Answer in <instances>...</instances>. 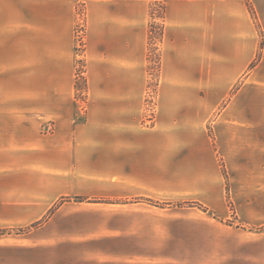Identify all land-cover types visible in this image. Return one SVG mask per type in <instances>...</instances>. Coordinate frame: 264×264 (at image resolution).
<instances>
[{
  "label": "crops",
  "instance_id": "obj_1",
  "mask_svg": "<svg viewBox=\"0 0 264 264\" xmlns=\"http://www.w3.org/2000/svg\"><path fill=\"white\" fill-rule=\"evenodd\" d=\"M80 3L82 54L76 51ZM155 23L161 36L150 116L145 101ZM78 73L86 83L84 102ZM263 79L264 0H0V264L49 252L39 245L41 236L74 238L64 229L50 233L54 221L84 222L86 211L117 223L133 219L126 211L139 203L56 204L70 195L74 180L76 196L86 182L110 190L141 183L153 189L148 179L169 183L175 196L190 190L196 201L220 210L223 167L230 191L237 189L235 202L246 206L242 220L255 214L264 189L256 187L259 179L242 176L264 174ZM51 211L27 240L9 233ZM109 231L116 245L108 252L125 256L103 264H134L127 255L156 254L145 250V241L165 254H211L217 247L209 241L219 236L160 232L157 241L144 236L141 250H133L123 240H134L133 232L118 225ZM244 243L252 244L249 251L242 245L231 257L222 250L219 264H264V238Z\"/></svg>",
  "mask_w": 264,
  "mask_h": 264
},
{
  "label": "rangeland",
  "instance_id": "obj_2",
  "mask_svg": "<svg viewBox=\"0 0 264 264\" xmlns=\"http://www.w3.org/2000/svg\"><path fill=\"white\" fill-rule=\"evenodd\" d=\"M157 14L161 16L160 6H156ZM78 18H82L83 13V5L80 3L77 9ZM80 21L76 27V36L77 32L82 31L84 33V28L79 27ZM158 33H160V24L155 23L153 29L152 40L150 42V82L148 92L146 93V105L149 110V115L153 116V109L156 107V86L158 81V61H159V53H158ZM76 38V43H77ZM84 45V44H83ZM83 45L80 47L76 44L77 53H81L83 51ZM81 69V68H80ZM82 70V69H81ZM82 82V81H81ZM264 82V79L263 81ZM83 86L78 93V100L84 102L86 100V94L84 88V82H82ZM263 86V85H262ZM264 88V87H263ZM264 90V89H263ZM262 96V101H264V93ZM151 119V118H150ZM222 176L225 181V201L222 204V209H216L215 207H211L204 205L203 203L196 201L194 192L190 190H181L185 195L175 196V191L171 184L161 183V182H152L149 179L145 182L146 186L154 187L153 189H143L140 185H144L141 183L137 185L136 189H127L121 190L118 187L112 188L105 186L103 184L95 185L92 182H86L83 189L79 191V196L72 195L71 193L76 192L77 184L74 180L70 182L69 185V193L70 195L64 197L62 200H58V203L63 202H86V203H104V202H126L135 203L139 205L132 206L133 208L127 210L126 213L133 214V219L128 220L125 218L124 222L117 223L113 220L107 221L104 219H99L98 216L86 211L85 219L78 222H61L60 220L54 221L52 226V232L60 231L62 229L66 231H70L74 234L73 237L65 236V237H54L52 235L49 236H41L39 245L45 250H49L45 254H32L30 253H22L17 255L18 260L16 264H94V263H107L113 262L111 261L116 256H125V255H115L111 254L108 251L111 247H114L116 244L113 241L114 238L112 232L109 231V228L114 227L116 225L120 226L122 229H127L133 232L130 243L124 240L125 245H130L133 250H141V238L147 236V240L152 238L153 242L158 240V235L160 232H168V231H176V230H199V231H216L219 236H213L209 241V238L206 240L209 242H214L217 247V251L211 247L209 252L211 254H207L205 252H197V254H165L161 251L155 249V247H151L152 244H146V251L149 253L155 252L156 254H144V260L140 257V254L134 253L131 257V261L134 264H156V262L162 264H172L179 260L180 264H219L220 256L222 250H226L231 257H237L238 252H241L240 248L244 241L250 239H257L258 237L264 238V191H260V196L256 199V206L252 207L251 211L255 214H251L247 216V219L242 220V216L240 215V210L242 213V209L246 211V206H243L242 209L238 206V203L235 202V194H237V189H231L229 182H227L228 176L224 168H221ZM191 175L189 178H192ZM152 177V175H150ZM244 179H248L249 181H255L259 179L256 187H262L264 189V174L260 175H243ZM187 178V176H186ZM252 178V180H251ZM150 181V182H149ZM131 185H136L135 183ZM151 185H157L151 186ZM83 186V184L81 185ZM101 186V187H100ZM190 188V187H189ZM241 188V187H239ZM238 188V190H239ZM102 189V190H100ZM188 189V188H187ZM236 190V191H235ZM97 193H101L104 195L100 196ZM144 196H136L143 195ZM108 196V197H106ZM56 204L54 207H56ZM59 206V205H58ZM73 206V212H76ZM54 211L47 213L41 221L27 224L21 223L18 228H14L9 233H15L16 235H20L22 239H26L28 237V233L36 228L39 225L44 224V221L49 217ZM67 213H72L69 210ZM103 217V216H101ZM131 217V216H130ZM250 221V222H249ZM251 221L253 223H251ZM82 226V230L80 227ZM6 230H4L5 233ZM3 232V231H0ZM71 234L69 232H66ZM210 235V234H209ZM229 235V237H227ZM76 236V237H75ZM69 237V238H67ZM72 238V239H70ZM72 240V241H71ZM167 242V239L165 238ZM150 242V241H149ZM222 242L225 244V248L221 249ZM250 245H245V251ZM264 246V243L261 244ZM214 246V245H213ZM63 247V248H61ZM100 247H102V252H100ZM239 248V249H237ZM65 250L64 253L61 250ZM70 249L75 251L76 257L72 258V254L70 253ZM164 249H167L166 247ZM221 249V250H220ZM188 250V249H186ZM215 251V253H213ZM212 253L217 257L215 259ZM223 254H226L223 252ZM138 256V257H137ZM244 256V255H242ZM121 257H119L121 259ZM211 258V259H210ZM251 259V258H250Z\"/></svg>",
  "mask_w": 264,
  "mask_h": 264
},
{
  "label": "trees",
  "instance_id": "obj_3",
  "mask_svg": "<svg viewBox=\"0 0 264 264\" xmlns=\"http://www.w3.org/2000/svg\"><path fill=\"white\" fill-rule=\"evenodd\" d=\"M153 29H154V26L152 25V26H151V30H150V32H151V33H150V34H151V36H150V41L152 40ZM159 36H161V28H160V33H158V38H159ZM158 65H159V62H158ZM158 68H159V67H158ZM81 81L84 82V88H86V83H85L84 79L82 78V75L78 73L77 81H76V89H77L79 92H81L80 90L82 89V86H83V84H82Z\"/></svg>",
  "mask_w": 264,
  "mask_h": 264
},
{
  "label": "built area",
  "instance_id": "obj_4",
  "mask_svg": "<svg viewBox=\"0 0 264 264\" xmlns=\"http://www.w3.org/2000/svg\"><path fill=\"white\" fill-rule=\"evenodd\" d=\"M82 20H83V15H82V18L80 17V25H79V27L82 28V30H83L84 22ZM77 40H78L77 41L78 47H80L81 44L82 45L84 44V33L82 31L77 32ZM153 111H154V109H153Z\"/></svg>",
  "mask_w": 264,
  "mask_h": 264
}]
</instances>
